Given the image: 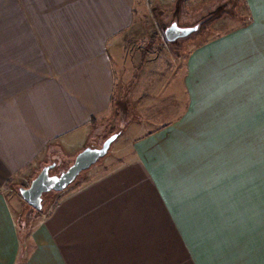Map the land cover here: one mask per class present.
<instances>
[{"label": "crops", "instance_id": "crops-1", "mask_svg": "<svg viewBox=\"0 0 264 264\" xmlns=\"http://www.w3.org/2000/svg\"><path fill=\"white\" fill-rule=\"evenodd\" d=\"M169 4L44 0L4 30L15 35L0 62V264H264L250 202L264 179L250 160V133L264 131V0L180 46L143 27ZM106 127L108 152L26 219L14 188L71 164Z\"/></svg>", "mask_w": 264, "mask_h": 264}, {"label": "rangeland", "instance_id": "rangeland-1", "mask_svg": "<svg viewBox=\"0 0 264 264\" xmlns=\"http://www.w3.org/2000/svg\"><path fill=\"white\" fill-rule=\"evenodd\" d=\"M43 1L44 0H0V62L3 60L4 56L6 57L8 56L7 54H9V42H10L9 39L13 38L11 35H15V34H10L8 35L7 40L3 41L4 30L10 29L12 31V29L16 30L21 26L26 27L28 24V19L32 18V15L28 13V9L30 10L33 9L34 7H38L37 10L38 12H40L41 6L43 5ZM219 1L220 0H211L210 4L198 3L197 5V3L196 4L187 3V0H174L175 4L178 5L176 11H173L175 8V6H173L174 4H169L163 9V11L160 14L157 13L158 11H155L154 20H151L152 18L151 15L149 14V19L144 21L143 27L148 31L149 30L150 31L155 30L156 32L158 31L156 33L157 34L156 36H158L161 39L162 37L161 33L163 29H165L167 24H169L170 21H172V19L174 18L178 19L177 21L178 24L187 23L189 21H192L194 24H196V22L198 23L199 20H201L203 17H206L209 13L217 10L219 11L218 16L213 17L212 19L204 22L202 25L199 24V28L196 31L192 32L191 34L185 37L178 38L173 42H168V41L166 42L170 45L180 46L183 44L184 41H186L190 37L191 38L193 37L192 39H195V41L193 42H196V40L200 41L204 38L213 36L214 34L227 30L228 28L238 26L240 23H243L245 21L246 16L244 13L246 12H245V6L243 4V0H222L220 2ZM182 8L185 14L188 15L189 13L192 12V15H195V18L197 17V19L195 18L194 20L182 19L183 13L180 12ZM240 13L241 15H243V17L240 15ZM225 17H228V19H225ZM157 39L158 38L155 37L154 41H156ZM191 46L192 45H190V42H187L186 44L183 45V48L185 50ZM3 47L5 54L3 53ZM12 50L16 52V46H14ZM1 69L2 66L0 63V76H1ZM109 125L111 124L109 123ZM110 132H111L110 129H108L107 127L104 128L102 131L101 128H99L98 132L96 133L97 137L95 138V142L90 143V145L101 146L102 142L107 138ZM250 140H251V147H250L251 167L256 168V170L259 169L258 170L260 171L259 173L262 174V172L264 173V131L259 133L251 132ZM253 143L259 144L260 145V147H258L259 149L256 147L253 148L252 147ZM100 159L101 158H99L95 163H97ZM53 161L57 162L56 163L57 165L51 170V173L60 172L69 166L66 163L64 164L58 163V160H53ZM78 177L79 176H77L76 179ZM76 179L74 180V182L76 181ZM259 182H260L259 185H257L256 183L254 184V186L255 188H259L260 194L251 195L250 202L251 204L252 203L259 204L260 206L259 210L261 211L259 214H261V216L264 218V179L260 180ZM29 183L30 181L27 178L26 180L25 179L21 180V184H23V186H28ZM20 186H16L14 188V190H16L17 193H18V188ZM55 196H56L55 191H49L43 193L41 210H37L31 207L29 204L25 202L26 204L25 211L27 210L26 219L32 221V218L35 219L38 215H41L42 212L47 213L51 204L55 200ZM249 215L250 218H254L253 211Z\"/></svg>", "mask_w": 264, "mask_h": 264}, {"label": "water", "instance_id": "water-1", "mask_svg": "<svg viewBox=\"0 0 264 264\" xmlns=\"http://www.w3.org/2000/svg\"><path fill=\"white\" fill-rule=\"evenodd\" d=\"M199 28V23L190 26H180L176 20L168 24L164 29V37L167 41H174L185 37ZM117 134L108 136L101 146L88 145L79 151L71 164L57 173H51L56 162H50L41 167L37 174L30 180L28 186H20L18 193L31 207L41 210L42 195L49 191H61L69 186L76 177L88 169L99 158L103 157Z\"/></svg>", "mask_w": 264, "mask_h": 264}, {"label": "trees", "instance_id": "trees-1", "mask_svg": "<svg viewBox=\"0 0 264 264\" xmlns=\"http://www.w3.org/2000/svg\"><path fill=\"white\" fill-rule=\"evenodd\" d=\"M218 15H219V11L218 10L217 11H213V12L209 13L206 17H203L201 20H199L198 23L202 25L204 22H206V21H208V20H210L213 17H216Z\"/></svg>", "mask_w": 264, "mask_h": 264}, {"label": "snow or ice", "instance_id": "snow-or-ice-1", "mask_svg": "<svg viewBox=\"0 0 264 264\" xmlns=\"http://www.w3.org/2000/svg\"><path fill=\"white\" fill-rule=\"evenodd\" d=\"M258 27H260L261 30L264 31V25H258Z\"/></svg>", "mask_w": 264, "mask_h": 264}]
</instances>
